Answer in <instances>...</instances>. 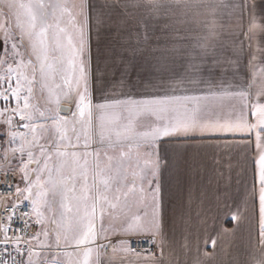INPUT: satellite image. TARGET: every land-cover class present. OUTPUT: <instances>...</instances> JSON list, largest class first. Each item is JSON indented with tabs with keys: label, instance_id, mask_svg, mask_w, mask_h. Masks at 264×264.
<instances>
[{
	"label": "snow or ice",
	"instance_id": "1",
	"mask_svg": "<svg viewBox=\"0 0 264 264\" xmlns=\"http://www.w3.org/2000/svg\"><path fill=\"white\" fill-rule=\"evenodd\" d=\"M170 4L206 9L213 17L209 37L216 36L223 0ZM0 6L10 13L0 10V166L5 177L18 174L0 194V264L139 258L131 247L139 240L112 239L141 235L155 246L164 237V142L178 150L185 141L208 139L255 153L242 203L251 214L258 207L261 254L253 264H264V47L251 45L257 28L264 35V17L257 21L256 0L228 5L239 34L222 46L226 52L205 38L198 52L179 55L183 37L175 26L185 21L161 15L163 0H0ZM140 7L147 18L134 21L129 9ZM103 30L112 32V42L103 51L98 46L94 60L92 34L99 45ZM65 100L75 111L62 107ZM146 206L151 213L141 216ZM143 251L149 253L143 264H164L151 247Z\"/></svg>",
	"mask_w": 264,
	"mask_h": 264
},
{
	"label": "crops",
	"instance_id": "2",
	"mask_svg": "<svg viewBox=\"0 0 264 264\" xmlns=\"http://www.w3.org/2000/svg\"><path fill=\"white\" fill-rule=\"evenodd\" d=\"M96 2L102 3V0ZM232 2L233 0H223V6L216 10L215 19L218 27L216 36L212 38L209 37L206 24L213 17L206 9L203 7L184 9L183 6L178 8L171 5L170 0H163L166 7L162 9L161 15L166 14L173 21H185L175 26L183 37L178 42L181 45V52L178 55L198 52L196 45L205 38H209L215 44L218 52L225 50L222 46L226 45L234 34H239L233 28L234 20L229 14L228 5ZM256 2L258 5L256 18L259 22L264 17V0ZM129 12L134 21H140L147 18L148 9L140 7L129 9ZM244 21L247 24V10L244 12ZM244 40L247 45L248 38L244 37ZM110 42L111 31L101 32L99 45L93 32L94 60L96 48L99 46L103 51ZM251 45L254 50L264 47V35L259 28L252 34ZM95 102H99V93L96 94ZM62 105H67L75 111L74 105L67 100ZM62 115L70 116L71 113L62 112ZM173 143L165 141L160 153L161 164H167L162 170L161 177L165 228L164 237L156 238L158 251L152 254L161 258L164 264H253L254 259L259 260L261 253L257 242L258 207L257 212L251 214L242 203L251 189L250 156L255 153L251 149H230L225 146L223 140L185 141L178 150L173 148ZM135 151L134 148L133 153ZM139 151L143 153L145 149L141 147ZM230 163L232 168L229 171L227 165ZM132 166L136 167L135 162ZM238 203L239 210L236 207ZM131 212L136 213L137 209L133 207ZM144 213L150 215L151 207H144L140 215L143 216ZM231 215H237L239 218L232 220ZM104 223L106 225L108 223L107 215ZM136 236L141 235L131 237ZM128 238L114 237L112 243ZM212 240L216 241L215 246L211 245ZM206 241L209 243H205ZM148 257L149 253H140L139 258L128 255L124 259L125 264H143V260Z\"/></svg>",
	"mask_w": 264,
	"mask_h": 264
},
{
	"label": "built area",
	"instance_id": "3",
	"mask_svg": "<svg viewBox=\"0 0 264 264\" xmlns=\"http://www.w3.org/2000/svg\"><path fill=\"white\" fill-rule=\"evenodd\" d=\"M3 167L0 166V194H5L8 193L10 190L4 187V183H9V184H15L17 182V177L15 174H13L10 170H9V175L8 176H4L3 173ZM12 192H14V188L11 189ZM13 203H15V201H12ZM22 208L25 211H29L30 210V205L27 201L24 202V204L22 205ZM10 210V209H9ZM17 227L19 226V221H17ZM30 231H35V228L30 229ZM128 240L130 241H136L139 240L140 243L136 244V243H132L131 247L136 250L139 253H147L143 250L148 249L151 247V253H155L158 251V245L156 244L155 246H150L148 243L144 242V237L142 236H136V237H129ZM111 251V249H109V252Z\"/></svg>",
	"mask_w": 264,
	"mask_h": 264
},
{
	"label": "rangeland",
	"instance_id": "4",
	"mask_svg": "<svg viewBox=\"0 0 264 264\" xmlns=\"http://www.w3.org/2000/svg\"><path fill=\"white\" fill-rule=\"evenodd\" d=\"M69 3L70 4L71 3H79V0H69ZM0 10L4 11L5 14H10V13H8V10L6 8H3L2 6H0ZM0 35H2V34H0ZM0 138L2 139V137H0ZM15 175H16L17 181H18V174H15ZM21 186H23V185H21ZM35 231H38V229L35 228ZM37 251H39V249H37Z\"/></svg>",
	"mask_w": 264,
	"mask_h": 264
},
{
	"label": "water",
	"instance_id": "5",
	"mask_svg": "<svg viewBox=\"0 0 264 264\" xmlns=\"http://www.w3.org/2000/svg\"><path fill=\"white\" fill-rule=\"evenodd\" d=\"M62 107H63V108H66V109L68 108L67 105H62Z\"/></svg>",
	"mask_w": 264,
	"mask_h": 264
}]
</instances>
